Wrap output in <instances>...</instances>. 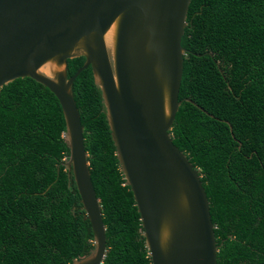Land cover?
<instances>
[{
	"label": "trees",
	"instance_id": "16d2710c",
	"mask_svg": "<svg viewBox=\"0 0 264 264\" xmlns=\"http://www.w3.org/2000/svg\"><path fill=\"white\" fill-rule=\"evenodd\" d=\"M181 46V105L169 133L200 170L217 264H264V0H191ZM84 61L68 60V77ZM72 94L105 227L102 264H152L90 67ZM64 133L47 88L23 78L0 89V264H70L94 248L63 165Z\"/></svg>",
	"mask_w": 264,
	"mask_h": 264
},
{
	"label": "water",
	"instance_id": "95a60500",
	"mask_svg": "<svg viewBox=\"0 0 264 264\" xmlns=\"http://www.w3.org/2000/svg\"><path fill=\"white\" fill-rule=\"evenodd\" d=\"M191 0H0V89L30 78L57 99L84 220L94 248L70 264H102L101 206L72 94L91 68L125 184L152 264H217L214 226L200 170L172 142ZM83 57L70 77L67 61ZM187 102H190L187 100ZM202 110V109H201Z\"/></svg>",
	"mask_w": 264,
	"mask_h": 264
}]
</instances>
